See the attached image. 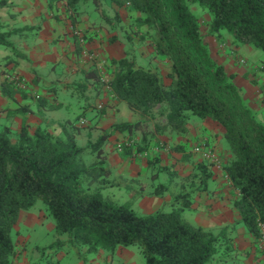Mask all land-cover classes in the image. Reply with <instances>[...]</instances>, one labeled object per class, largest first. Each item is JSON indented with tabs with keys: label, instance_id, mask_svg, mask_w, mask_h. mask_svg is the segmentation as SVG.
I'll list each match as a JSON object with an SVG mask.
<instances>
[{
	"label": "trees",
	"instance_id": "trees-1",
	"mask_svg": "<svg viewBox=\"0 0 264 264\" xmlns=\"http://www.w3.org/2000/svg\"><path fill=\"white\" fill-rule=\"evenodd\" d=\"M49 1H65L67 9L74 12L81 3L91 1L100 18L110 24L104 10L106 2L135 16L134 34L150 40L154 56L167 60L170 71L163 76L128 55L110 59L111 94L138 117L135 122L114 126L113 131L127 132L128 139L139 134L136 151L140 152L150 147L156 134H185L191 115L220 125L231 153L223 172L236 190L233 207L239 223L257 239V224L264 223V123L245 104L233 83L234 74L211 55L198 18L189 6L197 3L211 14L208 30L216 40L225 31L234 46L252 47L264 55V0ZM115 17L119 21L117 13ZM8 37L0 23V45L12 47ZM115 40L110 38V44ZM85 76L101 85L100 75L94 70ZM1 89L11 98L18 90L5 79ZM159 106L164 123L155 121L154 111ZM3 112L7 114L6 123L0 126V264H15L13 228L20 212L40 202L54 221L55 233L67 235L59 245H70L78 257L82 250L95 255L113 254L119 247L138 246L145 264H216L220 256L233 252L229 227L211 231L192 226L182 217L192 204L188 193L172 199L169 209L148 214L134 209L142 193L122 204L105 195L104 188L112 183L103 145L112 133L104 132L96 141L80 147L76 141L80 126H62L57 136L41 128L31 134L22 122L14 134L11 119L18 111L0 110ZM124 150L135 152V148ZM88 154L94 155V161L86 164ZM199 170L201 178L189 179L196 192L206 190L211 177L207 175L210 165L200 163ZM164 189L158 185L153 194L159 195Z\"/></svg>",
	"mask_w": 264,
	"mask_h": 264
},
{
	"label": "crops",
	"instance_id": "crops-1",
	"mask_svg": "<svg viewBox=\"0 0 264 264\" xmlns=\"http://www.w3.org/2000/svg\"><path fill=\"white\" fill-rule=\"evenodd\" d=\"M0 2H2L0 23L9 33V37L24 38L25 34L29 33V43L13 42L8 40L9 37L7 38L15 50L20 49L16 52V59L11 58L7 50H0V59L5 63L3 69L0 70V110L18 111L11 119V122L14 121V124H18V130L22 122L28 126V131L31 134L41 128L59 136L62 126H66L67 129L71 126L79 128V125H74L71 120H55L49 115L68 107L66 101L61 100L60 96L58 97L53 86H58L61 93L63 91L64 94L72 91L75 95L73 99L76 100L75 107L82 108L85 116V110L90 112V117L83 127L92 130L86 135L88 141L97 140H93L94 137L98 138V136H94L95 132L112 133L103 145L105 164L111 171L110 179L113 180L112 184L116 187L118 194L122 190H130V197L136 196V193H142L136 203L144 213L161 209L171 202V199L164 198V194L167 193L166 187L159 195L153 194V190L145 192L149 180H153V183L159 181L160 174H162L166 175L167 179L172 176L178 180L188 181L186 184L192 187L190 177L193 176L195 180L201 178L200 163L210 164L204 161L199 153L194 152L196 146L202 145L205 148H210L219 157L222 167L231 158V153L224 143V129L210 119H201L200 123L189 120L187 132L183 135L156 134L149 143L162 142L164 148L154 152L149 151L141 157H135L131 152H124L125 150H119L117 143L128 139L129 135L125 131H113V127L121 123L135 122L138 117L124 102L115 97L112 98L111 94L106 93L99 83L85 76L86 72L92 70L98 74L102 61L107 57L114 59L125 57L118 42L110 44L105 39L106 28L110 23L106 21L105 24H99L89 16L87 10L80 6L76 12L68 10L65 1L50 3L49 0H0ZM119 15L124 21L123 16ZM75 32L85 38L83 44L80 43ZM212 39L215 40V37ZM226 41L231 47L230 55H239L245 61H248V57L261 58L262 53L252 47L234 46L230 36ZM84 52H87V55ZM148 53L153 55L155 61H157L156 58H162L155 57L152 49ZM219 56L222 63L228 66L227 71L234 74L235 77L234 71L237 68L235 59L232 56H227L224 52H219ZM164 64L169 66L167 61ZM11 68L13 69L11 70ZM245 68L247 70L245 76L253 85L251 93L253 102L255 92L253 80L258 81L259 87L263 89L262 93L264 92V62L253 61V64L249 62ZM40 69H49L53 73L60 70V74L55 81L48 83L38 73ZM7 73L18 74L27 84L26 90H16L13 98L4 95L1 89L4 76ZM168 73L167 69L161 72L163 76ZM167 80L165 78L166 83H168ZM93 99H96L94 106L91 104ZM263 103L261 106L254 105L253 109L264 123ZM100 104L104 107L103 111L97 108ZM0 114L6 117L7 113ZM84 115L79 120L83 119ZM151 123L153 125V121ZM81 128L78 129L77 136L81 133ZM12 129L15 128L12 126ZM133 137L137 143L140 142L139 134L136 133ZM140 151L144 152L142 149ZM207 172V175H211V177L206 182V190L196 192V201L187 209L194 214L193 222L197 226L211 231L229 227L230 236L232 234L231 251L233 252L231 255H234L235 260L243 255L245 264H264V254L256 248L257 239L252 237L239 223L238 212L233 207L236 190L224 178V172L214 169L212 165ZM196 183L198 184V182ZM136 185H139V188H136ZM181 187L184 186L181 185ZM117 250L121 255L127 252H123L121 247ZM76 257L78 256L76 255ZM131 257L133 256L127 253V259L123 258L124 264H131ZM68 259L75 261L72 258ZM108 260L112 264H122V262L111 261L112 259L109 258ZM26 264L33 263H29L27 260ZM62 264H67V260Z\"/></svg>",
	"mask_w": 264,
	"mask_h": 264
},
{
	"label": "rangeland",
	"instance_id": "rangeland-1",
	"mask_svg": "<svg viewBox=\"0 0 264 264\" xmlns=\"http://www.w3.org/2000/svg\"><path fill=\"white\" fill-rule=\"evenodd\" d=\"M81 8H84L87 10V13L89 16L94 19V21H97L99 24H105V21L100 18L98 12L95 10L94 4L90 1L86 4H80ZM104 10L106 15L109 17V20L112 22L106 28V34L105 39L109 42L110 38H115V42L119 43V47L122 48L125 55H128L129 57H134L136 59L137 63L145 68H156L159 73L164 72L166 69L167 71H170L169 66L164 64L165 60L164 58H156L157 61H155V58H153V55L148 52L151 51L152 47L150 44V40L144 39L141 40L139 38L138 34H134L137 30V28L133 25L135 16H131L128 9H117L114 7H111L109 3L106 2L104 4ZM189 10L198 18V21L201 26L202 36L204 38V42L206 46L209 48L211 55L213 58H216L219 62L222 63L221 59L218 58L219 52L226 53L227 56H232L235 59V66L237 68L235 69L236 76L233 78V83L236 85V87L240 90V94L245 102L250 108H253L254 105L261 106V103H263V89L259 87L258 81H254L255 83V92H254V101L251 100V93L253 91V85L248 81L247 77L245 76V73L247 72L246 66L251 62L253 64L254 62H264V55L261 54V58H250L248 57L245 61L244 58L240 57L239 55H230L231 47L228 45L227 37L229 36L227 32H222V38L220 40H214L209 33V24L211 21V14L204 8H202L199 4H191L189 6ZM118 14L119 21L116 20L115 14ZM121 14L124 18L120 17ZM140 29V28H139ZM29 33H26L24 38L13 36L9 37V41H16V42H24L29 43ZM23 40V41H19ZM219 45H223V47H219ZM212 46V49H211ZM7 50L8 55L16 59L17 57V50L20 51L19 48L17 50L14 49V47L5 48L4 46L0 45V50ZM213 50H216L215 52ZM261 53V52H260ZM16 55V56H15ZM110 59L113 58H106L104 60L103 66L105 68V74L110 77ZM163 59V60H162ZM163 61V62H162ZM244 61V63H242ZM237 63V64H236ZM168 64V61H167ZM224 64V63H223ZM226 66V64H224ZM5 66V63L2 59H0V70L3 69ZM228 66H226L227 68ZM13 68H11L12 70ZM38 73L44 78L45 82H53L56 80V78L59 77L60 70H57L56 73H53L51 70H38ZM253 75V74H252ZM254 76V75H253ZM254 78V77H253ZM252 78V79H253ZM168 79V78H166ZM169 83V79L167 80ZM55 91L57 92L58 97L60 96L61 100H65L68 107L63 108L61 111H58L56 113H51L50 118L55 120H71V123L74 125L79 124V118L82 117L83 109L79 107H75L76 100L73 99L74 93L72 91H69L70 93L64 94L63 91L61 93V89L56 85L53 86ZM96 99H93L91 104L94 106L96 105ZM74 102V103H73ZM71 103V104H70ZM264 105V103H263ZM264 108V106H263ZM161 106L157 107L154 111V117L155 121L159 123H164L165 118L162 115ZM86 113V116L84 115L83 119L86 121L90 117L89 111H84ZM94 119V118H93ZM154 121V120H153ZM190 121L194 123H200L201 119L197 116H190ZM189 121V122H190ZM92 122V121H90ZM6 123L5 117L0 114V126L4 125ZM94 123V122H93ZM15 132L18 131V124L14 121L11 122ZM152 124H150L151 127ZM81 127V126H80ZM81 128V133L77 136V144L80 147H86L88 145V137H86L87 133L92 131L91 129ZM104 132L96 133L94 136L100 137ZM167 135V134H166ZM97 138L94 137L93 140H96ZM225 146L228 148V143L224 139ZM229 149V148H228ZM170 154V153H168ZM94 161V155L88 154L85 156V163H91ZM112 183V179H110ZM147 188L145 189V192H150L151 190H155L158 185H163L166 187V194H164V198L174 199L178 194H189L188 199L191 203H194L196 200V191L193 190L192 187H189L188 181L178 180L176 178H173L172 176L167 179L166 175L160 174L159 181H156L153 183V180L148 181ZM187 183V184H186ZM183 185L184 187H181ZM131 186V185H130ZM131 188V187H130ZM136 188H139V185H136ZM193 191V192H192ZM136 193V191H133ZM140 192V191H138ZM103 193L105 195H108L111 199L116 201L117 203H124L133 200L135 196L130 197L129 191H123L118 194L119 192L116 190V187L112 185H107ZM138 194V193H136ZM137 200L134 202V209L139 214H148L155 212L156 209L150 210L149 212H143L141 208L137 207L138 203H136ZM182 200H179V203H177V206L179 207ZM163 209H169V205H165L162 207ZM182 217L187 220L192 226H197L194 221V214L190 212V210H184ZM264 224V223H263ZM244 227V226H243ZM245 228V227H244ZM246 229V228H245ZM220 229H216V232H218ZM249 233V232H248ZM250 234V233H249ZM251 235V234H250ZM252 236V235H251ZM232 237V234H231ZM253 237V236H252ZM13 239L16 243V251H17V260L15 264H26L27 260L29 263L33 264H62L65 260H67V264H112V262H108V258L112 259L111 261L124 264V259H127V253H130L133 257L131 264H145L144 257L141 254L140 248L138 246H132L129 248H123V252H126V254L121 255L118 254V250L115 251L113 254L109 253H100V254H91V253H84V250H82V254L80 257H76V250L72 248L68 244L59 245V243L65 242L67 240V235H58L55 233L54 230V221L49 217L45 209L43 207V204L37 203L31 210L29 211H22L19 214L18 221L16 225L13 228ZM58 244V245H57ZM236 256V255H235ZM23 257V258H22ZM219 256H217V259ZM68 258H72L75 261H71ZM124 258V259H123ZM130 259V258H129ZM221 260H218L216 264H245V257L241 255L238 260H235L234 255H231L229 252L228 254H224L220 256ZM64 260V261H63ZM212 264H215L213 262Z\"/></svg>",
	"mask_w": 264,
	"mask_h": 264
},
{
	"label": "built area",
	"instance_id": "built-area-1",
	"mask_svg": "<svg viewBox=\"0 0 264 264\" xmlns=\"http://www.w3.org/2000/svg\"><path fill=\"white\" fill-rule=\"evenodd\" d=\"M75 34L78 36L79 41L81 44H83L85 42V38H82L81 35L78 34V32H75ZM220 48L223 47V45L219 46ZM84 54L87 55V52H84ZM104 61H102L101 63V67L99 69V75L101 78V86L103 87V90L106 93H110L111 94V89H110V79L109 77L105 74V68L103 66ZM242 63H244V61H242ZM4 79L10 83L14 88L18 89V90H26L27 88V84L26 81L21 78L18 74L16 73H7L4 76ZM112 98H114V96L111 94L110 95ZM264 98V97H263ZM264 101V100H263ZM103 105H98L97 108L101 109ZM86 121L84 119H80L79 120V126H85ZM137 141L135 139H127L121 142L117 143V148L121 151H123L124 149L127 148H135V152H134V156H139L141 157L143 154L150 152H154V151H158L160 149L164 148V145L162 142H155L153 143L148 149L147 151H136V147L137 145ZM194 152L195 153H199L202 157V159L206 162H208L210 165H212V167L218 171H222L223 172V167L221 164V161L219 159V157L210 149V148H205L202 145L201 146H196L194 148ZM224 178L227 179V176L224 174ZM258 227V231H259V236L256 240V248L258 249V251H260L261 253L264 254V224L259 221L257 224Z\"/></svg>",
	"mask_w": 264,
	"mask_h": 264
}]
</instances>
